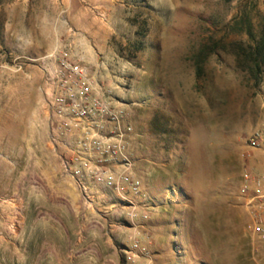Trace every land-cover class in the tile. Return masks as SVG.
<instances>
[{
	"label": "rangeland",
	"instance_id": "rangeland-1",
	"mask_svg": "<svg viewBox=\"0 0 264 264\" xmlns=\"http://www.w3.org/2000/svg\"><path fill=\"white\" fill-rule=\"evenodd\" d=\"M56 2L0 0V174L41 177L43 70L54 49L67 48L128 115L141 195L124 196L137 216L118 196L86 202L59 173L70 203L60 199L52 227L29 224L8 244L26 243L30 264L40 248V264H264V253L251 255L238 196L247 140L258 133L264 142V77L255 86L230 56L208 55L219 40L247 41L232 31L241 11L258 34L264 0H70L68 42L69 12ZM53 30L58 46L41 58ZM263 161L264 150L250 163L260 170Z\"/></svg>",
	"mask_w": 264,
	"mask_h": 264
},
{
	"label": "built area",
	"instance_id": "built-area-1",
	"mask_svg": "<svg viewBox=\"0 0 264 264\" xmlns=\"http://www.w3.org/2000/svg\"><path fill=\"white\" fill-rule=\"evenodd\" d=\"M46 58L50 62L43 70L49 86L47 138L59 156L62 175L76 183L86 202L98 195L96 199L101 200L111 196L126 200L125 193L141 195L129 153L133 130L124 106L63 48L54 49ZM263 148L258 133L248 138L238 193L249 217L253 258L264 253V161L260 170L250 162L254 152ZM126 201L132 208L127 216L134 219L135 205Z\"/></svg>",
	"mask_w": 264,
	"mask_h": 264
},
{
	"label": "crops",
	"instance_id": "crops-1",
	"mask_svg": "<svg viewBox=\"0 0 264 264\" xmlns=\"http://www.w3.org/2000/svg\"><path fill=\"white\" fill-rule=\"evenodd\" d=\"M66 1L68 4H66ZM56 3H58V5H63L64 10L66 9L69 12L67 15L69 20L68 29L65 31L66 37H64L68 42V40H70V0H58ZM58 34V30H53L52 34H50L49 42L43 43L41 58H45V54L58 46V42L54 41V38H58ZM66 51L70 53L67 48ZM42 123L45 125L41 130L42 139L45 140V148L41 147L40 151L43 153V150L47 149V151H45L47 154L41 155L43 157L48 155L55 158L56 163L50 160L48 164L44 165L45 161H43V157H41L42 159H38L37 165L41 177L35 178L33 181L22 179L21 182H19V180L11 182L9 178H7V180L4 179L3 172L0 174V264H30L28 260L30 257L28 250L30 249L26 243H20L16 247L8 243L16 238V236L26 235V229L29 224L50 226L48 221L49 218L51 220L53 218L57 219L60 199H67L70 203V184L68 182H72L73 187L81 194L76 183L73 182L70 177L62 175L59 156L54 152L53 147L48 142L46 117H44ZM59 173L65 177L68 182H58L57 174ZM89 192L90 194L95 193L93 190ZM96 198L97 196L94 200H97ZM90 199L93 198L91 197ZM75 213L80 214L79 212ZM82 214L84 213H81V215ZM50 227H52V225ZM12 251L18 253L16 259L13 257ZM44 254L46 253L40 248L35 255L34 264H40V261L43 260L45 256Z\"/></svg>",
	"mask_w": 264,
	"mask_h": 264
},
{
	"label": "trees",
	"instance_id": "trees-1",
	"mask_svg": "<svg viewBox=\"0 0 264 264\" xmlns=\"http://www.w3.org/2000/svg\"><path fill=\"white\" fill-rule=\"evenodd\" d=\"M241 27L236 29L240 34H244L247 41H229L219 40L215 42L208 55H218L220 53L230 56L236 70L248 76L255 86L259 85L264 77V22L259 25L258 34H255L245 11L240 12ZM201 55L206 57V49H200ZM195 75L200 78L203 71L202 63L196 58L194 63Z\"/></svg>",
	"mask_w": 264,
	"mask_h": 264
}]
</instances>
